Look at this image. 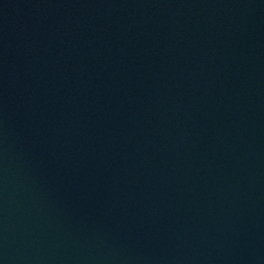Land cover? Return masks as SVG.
<instances>
[{"label": "water", "instance_id": "water-1", "mask_svg": "<svg viewBox=\"0 0 264 264\" xmlns=\"http://www.w3.org/2000/svg\"><path fill=\"white\" fill-rule=\"evenodd\" d=\"M0 264H264V0H0Z\"/></svg>", "mask_w": 264, "mask_h": 264}]
</instances>
